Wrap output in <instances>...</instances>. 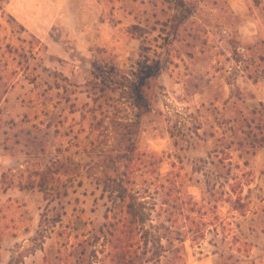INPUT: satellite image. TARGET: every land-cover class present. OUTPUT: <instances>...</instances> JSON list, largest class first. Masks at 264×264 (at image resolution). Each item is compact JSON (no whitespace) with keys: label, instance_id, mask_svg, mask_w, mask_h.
Returning <instances> with one entry per match:
<instances>
[{"label":"rangeland","instance_id":"rangeland-1","mask_svg":"<svg viewBox=\"0 0 264 264\" xmlns=\"http://www.w3.org/2000/svg\"><path fill=\"white\" fill-rule=\"evenodd\" d=\"M129 139L140 263L264 264V0H0V264H103Z\"/></svg>","mask_w":264,"mask_h":264},{"label":"trees","instance_id":"trees-1","mask_svg":"<svg viewBox=\"0 0 264 264\" xmlns=\"http://www.w3.org/2000/svg\"><path fill=\"white\" fill-rule=\"evenodd\" d=\"M133 82L128 77H123L119 83L121 93L129 99L131 106L140 111L143 107V101L146 97V88ZM145 86V85H143ZM148 88L150 84H147ZM252 114L255 111H251ZM142 113L139 112L136 116L138 119L136 123L129 124L127 127H138ZM247 123L246 120L238 121L237 124ZM247 128L250 125H246ZM135 131L138 133V128ZM244 133V131H242ZM125 136V135H123ZM256 138V137H254ZM257 139V138H256ZM264 140H261L262 144ZM127 145L123 144L122 151L117 156L120 161H123L125 172L115 179H110L112 185H109L111 194H116V202L114 207L110 210L111 222L109 231L105 237V243L108 247L107 252L103 257V264H142L140 255H146V252H141L142 247L146 245L147 237L145 236L144 225L148 220L146 215V207L139 200L137 194L134 192L132 175L136 171L135 165L141 160V156L137 151L135 140H127ZM117 160V159H116ZM51 170H45L40 177L37 187L46 195L58 192L60 188L67 187L65 181L62 183L60 177L53 175ZM173 184V183H172ZM65 187V188H66ZM33 188V186L29 187ZM59 194V192L57 193ZM171 192L167 195L171 197ZM176 200H178L176 198ZM176 202V201H175ZM168 204V200L164 202ZM71 232V231H70ZM143 245V246H142ZM139 262V263H138Z\"/></svg>","mask_w":264,"mask_h":264}]
</instances>
